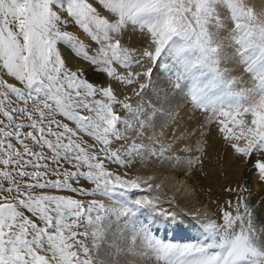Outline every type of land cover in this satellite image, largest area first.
<instances>
[{
    "label": "snow or ice",
    "instance_id": "snow-or-ice-1",
    "mask_svg": "<svg viewBox=\"0 0 264 264\" xmlns=\"http://www.w3.org/2000/svg\"><path fill=\"white\" fill-rule=\"evenodd\" d=\"M93 3L0 0V264H101L77 238L89 233L75 229L86 220L95 226L92 237L100 239L109 214L119 213L96 200L86 205L72 196L36 194L35 189L109 196L117 189L148 184L107 170L106 162L126 166L130 157L151 150L135 144L123 151L112 149L113 140L128 139V126L121 132L117 125L125 121L113 109L114 103L121 102L111 87L95 86L83 66L70 67L60 42L75 49L94 70H106L122 83L131 84L137 74L118 76L111 65L127 68L145 57L167 70L170 61L182 70L178 78L186 81L195 107L224 117L220 131L226 140L235 141L233 149L249 158L255 153L264 156V5L256 10L250 0ZM103 10L110 15L105 17ZM73 23L100 45L95 54L89 55L85 45L66 30ZM130 28L146 40L141 51L121 43ZM228 43L238 45L235 53L253 76L255 83L246 92L232 91L238 81L230 79ZM122 106L131 109L129 104ZM143 115L147 120L140 127L146 128L151 117ZM64 164L76 171H61ZM85 166L88 170L82 171ZM254 166L264 176V160ZM53 175L61 178L46 179ZM81 178L95 188L87 191L70 183ZM24 179L27 182L20 183ZM254 221L251 210L245 207L241 213L238 208L235 215L224 212L221 225H204L201 240L194 244L166 243L150 228L143 230V239L164 264H264V226L258 229Z\"/></svg>",
    "mask_w": 264,
    "mask_h": 264
},
{
    "label": "rangeland",
    "instance_id": "rangeland-1",
    "mask_svg": "<svg viewBox=\"0 0 264 264\" xmlns=\"http://www.w3.org/2000/svg\"><path fill=\"white\" fill-rule=\"evenodd\" d=\"M88 2L93 3V0H88ZM250 3L255 5L256 10H260L264 5V0H250ZM93 6L95 7L96 4L93 3ZM103 15L107 17L110 14L107 10H103ZM66 30L85 45L89 55L95 54L96 49L100 47L74 23L68 25ZM226 37L227 33L222 39ZM121 43L126 47L141 51L146 40L139 31H133L130 28L122 35ZM58 47L59 49L64 47L66 51L72 53L73 57L84 61L76 54L75 49L70 48L66 43L60 42ZM236 47L238 45L228 43L225 55L228 58L230 79L234 78L238 81L232 91L240 93L251 89L255 82L252 74L245 70L247 65L236 55ZM138 59L141 61L139 65L134 63L127 68L120 63L111 65L118 76H126L129 73L137 74L131 84L122 83L108 76L106 70L104 72H101L100 68L94 70L89 65L85 67V75L97 87H111L117 101L121 102L114 103L113 109L125 121L117 125L121 132H124L126 125L128 126V131L125 133L128 139L113 140L112 149L123 151L124 148L135 144L146 145L151 150L130 157V162L126 166L106 162L107 170L114 175H120L122 179L148 181L152 187L149 189L148 184L142 183L138 189H117L115 194L109 196L78 195L67 190L50 188L34 190L36 194L72 196L84 201L86 205L88 201L96 200L104 204L106 209L119 213V215L109 214L108 220L104 223L103 236L100 239L92 237L91 233L95 230V226H89L86 220L81 227L75 229L78 233H89L88 236L80 235L77 238L91 248L93 257H98L101 264H164L144 243L143 230L147 228L151 229L156 238L166 243L181 246L197 243L203 236L204 225L209 222L221 225L223 213L226 211L235 215L238 208L241 213L244 212V206L247 205L249 209L248 198L241 191V177L245 170H248V166L255 165L257 160H264V156L261 157L260 153H255L251 156V158L254 157L251 165V158L248 155L237 153L233 149L231 144L235 141L226 140L225 134L220 131L219 121L224 117L214 114L211 109L195 107L189 97L186 81L178 78L182 75V70L178 66L172 65L169 61L168 69L165 70L145 57H138ZM149 69H152L150 76L147 74ZM96 98L103 99L100 96ZM123 103L131 105V109L124 108ZM137 108L142 111L136 112ZM145 112L148 117H151V122L146 128H141L140 122L147 120V117L143 115ZM137 116L140 120L136 119ZM244 118L251 119L250 116ZM57 119L62 118L57 116ZM68 123L72 126V122ZM138 132L142 134L137 135ZM239 143L244 146V141ZM214 148L216 149L213 150ZM152 152L157 154L153 155ZM224 155L237 161L239 175L234 181L225 175ZM64 169L76 171L75 168L66 164L60 170ZM212 169L215 170L217 176L212 174L210 176ZM28 170L31 171V169ZM81 170L87 171L88 169L85 166ZM60 178L53 175L46 179ZM25 182H27L26 179L20 180V183ZM0 183L3 181L0 180ZM70 183L73 187H83L87 191L95 188L94 184L83 178L78 183L72 181ZM179 184H184L186 187L183 193L185 196L182 194V187H177ZM5 186L8 185L5 184ZM121 191L125 192L124 196L119 195ZM145 198L151 200L152 204L137 205L135 203ZM185 198L191 203H197L199 207L197 206L196 210L190 209L192 213L190 210V213H187L188 209L183 210L184 206H188L185 203L188 200ZM201 206L203 208L208 206V209L205 208L206 213H203L205 210H202ZM207 210L209 213L212 212L209 214ZM193 212H197V215ZM198 213L200 215L203 213V215L200 216ZM92 215L95 216L96 213ZM170 225L176 227L175 230H181L184 233L181 235L170 232Z\"/></svg>",
    "mask_w": 264,
    "mask_h": 264
},
{
    "label": "bare ground",
    "instance_id": "bare-ground-1",
    "mask_svg": "<svg viewBox=\"0 0 264 264\" xmlns=\"http://www.w3.org/2000/svg\"><path fill=\"white\" fill-rule=\"evenodd\" d=\"M59 47H61V46H59ZM60 51H61V53H62V56L66 59V61H67V63H68V65L70 66V67H75V66H83L84 68L87 66V64L84 62V61H82V60H80V59H78V58H76V57H73L72 56V53L71 52H69V51H66V49L64 48V47H62V49L60 48ZM87 68V67H86ZM85 68V69H86ZM216 148H214L213 150H215ZM223 149V148H222ZM225 150V149H224ZM227 150V149H226ZM217 151V150H216ZM224 153V152H223ZM227 153V152H226ZM232 153V152H231ZM227 155V154H226ZM226 155H224L223 157H224V163H223V166H224V172H225V175H226V177L227 178H231L233 181H234V179H235V177H237L238 175H239V172H238V170H237V161L236 160H234L233 158L232 159H230L229 157H227ZM226 156V157H225ZM230 156V155H229ZM232 157V156H231ZM262 157V156H261ZM254 158V157H253ZM253 158H251V165L253 164V162H254V159ZM214 161V160H213ZM213 163V162H212ZM215 165V164H214ZM247 165V164H246ZM249 165V164H248ZM165 166V165H164ZM215 166H217V165H215ZM167 167H169V166H167ZM172 167V166H171ZM212 167V166H211ZM165 168V167H164ZM216 168V167H215ZM244 168V167H243ZM167 169V168H166ZM165 169V170H166ZM171 169V168H170ZM242 169V168H241ZM248 170H245V172L242 174V177H241V185H240V187H241V191L243 192V195L244 196H246L247 198H248V207H249V209L251 210V212L253 213V216L255 217V224H256V226H257V228L259 229V228H261L262 226H264V176H261L260 174H259V171H258V169H256L255 168V166L254 165H252V166H248V168H247ZM227 170V171H226ZM243 170V169H242ZM219 172V171H218ZM173 173V172H172ZM210 174V176H211V174L212 175H215V176H217V173L215 172V170L214 169H212V171L209 173ZM167 175V174H166ZM215 176H214V178H215ZM213 178V179H214ZM173 179V178H172ZM174 179H175V177H174ZM210 179H212V177L210 178ZM174 181V180H173ZM181 182V181H180ZM207 182H208V180H207ZM172 184V183H171ZM170 184V185H171ZM173 185V184H172ZM171 185V186H172ZM185 185H187V184H185ZM167 187V186H166ZM178 188H180V187H182L181 188V191H182V194L183 193H185V191L184 190H186V187L184 186V184L182 185V184H179L178 186H177ZM174 188L172 187V190H173ZM177 190V189H176ZM175 190V191H176ZM189 190H190V187H189ZM240 192V191H239ZM189 193V192H188ZM187 193V194H188ZM191 193V192H190ZM181 194V195H182ZM186 194V195H187ZM184 195V194H183ZM182 195V196H183ZM185 196V195H184ZM188 198L190 197V196H187ZM242 197V196H241ZM178 198H179V195H178ZM243 198V197H242ZM246 198V199H247ZM185 199H187V198H185ZM188 200V199H187ZM192 200H194V199H192ZM182 201V200H181ZM198 201V200H197ZM244 202V201H243ZM184 203V202H183ZM186 203V205H188V206H184L183 207V210L184 209H188V211H187V213H190L191 212V210H196V208H197V203H191L189 200H188V202H185ZM201 203H203V202H201ZM208 204V203H207ZM183 204H181V206H182ZM185 205V204H184ZM203 205H205V203L203 204ZM180 206V207H181ZM247 206V205H246ZM246 206H244V207H246ZM193 207V208H192ZM199 207V206H198ZM202 207V210L204 209L205 210V212H203V213H206V209H208V206L207 207H204L203 208V206H201ZM206 208V209H205ZM191 209V210H190ZM189 210H190V212H189ZM199 211V210H198ZM208 211V210H207ZM212 212V211H211ZM210 212V213H211ZM192 213V212H191ZM193 213H195V215H197L196 213L197 212H193ZM203 213H202V215H203ZM208 213H209V211H208ZM209 213V214H210ZM199 214V213H198ZM200 215V214H199ZM202 215H200V216H202ZM199 216V217H200ZM198 218V217H197ZM181 227V226H180ZM174 228H176V227H174L173 225H170V227H169V231L170 232H174V234H176V233H180L181 235L184 233V231H179V230H175ZM178 228V227H177Z\"/></svg>",
    "mask_w": 264,
    "mask_h": 264
}]
</instances>
